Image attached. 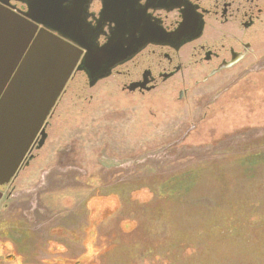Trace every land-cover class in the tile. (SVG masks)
Returning <instances> with one entry per match:
<instances>
[{
	"label": "rangeland",
	"instance_id": "rangeland-1",
	"mask_svg": "<svg viewBox=\"0 0 264 264\" xmlns=\"http://www.w3.org/2000/svg\"><path fill=\"white\" fill-rule=\"evenodd\" d=\"M246 70L181 103L70 83L3 189L0 264H264V58Z\"/></svg>",
	"mask_w": 264,
	"mask_h": 264
},
{
	"label": "flooded vegetation",
	"instance_id": "flooded-vegetation-1",
	"mask_svg": "<svg viewBox=\"0 0 264 264\" xmlns=\"http://www.w3.org/2000/svg\"><path fill=\"white\" fill-rule=\"evenodd\" d=\"M40 1L0 0V26L8 22L4 19L17 26L16 35L0 28V46L6 39L15 42L10 46H23L26 35H32V44L49 33L64 42L46 46L81 51L54 110L70 83L80 80L94 88L110 78L126 96L168 93L181 103L189 99L190 83L198 88L234 70L249 71L264 58V0H54L60 11L46 17L37 14ZM25 19L32 24L27 32L21 26ZM27 52L13 51L8 69L2 63L1 83L15 79ZM40 140L21 169L44 146L46 139L42 146ZM10 185L0 187L1 198Z\"/></svg>",
	"mask_w": 264,
	"mask_h": 264
},
{
	"label": "water",
	"instance_id": "water-1",
	"mask_svg": "<svg viewBox=\"0 0 264 264\" xmlns=\"http://www.w3.org/2000/svg\"><path fill=\"white\" fill-rule=\"evenodd\" d=\"M36 11L43 17L53 16L60 11V5L54 0H44L38 3ZM4 21L8 22L0 28L16 35V23H10V19ZM22 21L20 25L25 32L32 28L30 21ZM42 35L32 44V35L29 38L26 35L23 46H10L12 41L9 43L7 39L0 46V68L17 48L28 50L15 79L0 82V187L11 184L17 177L38 136L42 146L46 139V121L80 59L81 51L75 46H46L64 40L55 35Z\"/></svg>",
	"mask_w": 264,
	"mask_h": 264
}]
</instances>
